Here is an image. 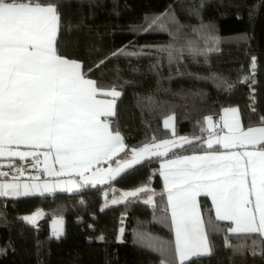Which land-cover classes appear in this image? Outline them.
Wrapping results in <instances>:
<instances>
[{"label": "trees", "instance_id": "1", "mask_svg": "<svg viewBox=\"0 0 264 264\" xmlns=\"http://www.w3.org/2000/svg\"><path fill=\"white\" fill-rule=\"evenodd\" d=\"M55 2L61 16L60 54L82 62L87 77L103 88L115 86L120 92L116 116L108 119L117 122L126 147L111 161L132 147L177 135L193 143L144 157L107 183H81L74 192L0 197V264H168L173 253L162 252L159 244L174 242V234L160 162L217 148H208L205 118L223 107L236 106L244 127L256 125L264 114V0ZM165 13L163 29L141 30L147 27L145 17ZM120 49L125 54L112 55ZM168 115L174 117L172 128L163 124ZM142 185L150 186L152 203L112 195ZM198 203L205 222L215 221L209 197L200 195ZM37 213L34 223L23 219ZM54 216L62 218L59 238L49 226ZM215 223L222 230L209 233L212 254L185 264H264V249L257 245L253 255L246 234L226 233L230 221ZM226 234L232 247L225 246Z\"/></svg>", "mask_w": 264, "mask_h": 264}, {"label": "snow or ice", "instance_id": "2", "mask_svg": "<svg viewBox=\"0 0 264 264\" xmlns=\"http://www.w3.org/2000/svg\"><path fill=\"white\" fill-rule=\"evenodd\" d=\"M166 17L167 13L145 17L147 27L141 30H154L157 25L163 29L160 22ZM60 29L61 16L55 0H0V156H19L21 159L32 156L38 164V150L46 149L42 153L45 173L57 177L75 173L84 184L91 182L95 185L107 183L133 169L145 153L163 156L169 145L176 146L174 140L145 144L142 148L131 149L132 158L116 169L96 167L126 147L117 122L108 119L116 116L115 103L120 92L115 86L105 90L96 80L87 77L82 62L60 54ZM118 54H125L124 50L112 55ZM168 55L171 62L172 52L169 51ZM103 63L101 60L100 64ZM252 68H255V57L252 58ZM248 79L244 78L245 81ZM232 87L234 85L228 84L229 89ZM100 96L112 99L98 98ZM223 111L225 114L231 112L234 119L231 124L225 121L228 134L219 137L216 144L224 149L249 145L261 147L182 156L161 166L175 232L174 242L159 244L162 252L173 253L168 264H176L177 258L179 264H185L190 258L211 255L214 246L210 244L209 233L222 230L215 221L231 222L226 233L246 234L252 240L253 255L257 254V245L264 249V114L259 115L256 125L245 128L238 118L237 108ZM252 112H257L254 106ZM172 119L174 117L164 121L166 128ZM205 120L211 128L212 117ZM180 141L181 147L193 143L186 137H181ZM206 143L212 148L211 138ZM13 145H24L33 151H14ZM161 148L165 151H158ZM50 157L59 165L58 170L48 165ZM16 171L22 170L17 168ZM0 175L6 177L8 174ZM59 184V181L52 185L4 182L0 183V197L43 195L55 191ZM68 185L66 190L71 191L72 182L69 181ZM142 191L146 188L125 192L120 199L136 197ZM200 195L211 197L215 221L209 218L205 222L203 219L197 201ZM117 202L112 200V203ZM145 203H152V198ZM37 215L39 213L23 219L34 223ZM60 224L57 221L54 229L57 238L62 235ZM225 246L232 247L227 234Z\"/></svg>", "mask_w": 264, "mask_h": 264}, {"label": "crops", "instance_id": "3", "mask_svg": "<svg viewBox=\"0 0 264 264\" xmlns=\"http://www.w3.org/2000/svg\"><path fill=\"white\" fill-rule=\"evenodd\" d=\"M231 108H237V107L236 106H226V107H223L219 111V113L217 114V119L215 120L214 123H212V127L211 128L208 127V123L205 121V127L208 130V133H207V136L206 137H209V138L211 137L212 140H213V144H216L215 141L219 137H222V136L228 134V128L225 127V121H227L229 124H231L233 122L234 117H233V115H232L231 112L225 114V112L223 110L224 109H231ZM238 118H239V120L241 122L239 112H238ZM241 124H242V122H241ZM245 128H247V127H245ZM164 140L179 141L180 139H176V140L175 139H172V138H170V139H162V140H158V141H155V142H152V143H157L158 144V143H160L161 141H164ZM11 147H12V150H14V151H33V149H29V148H27L24 145H20V146L13 145ZM170 147H171V145L168 146V148H170ZM260 147H261L260 145H256L255 147L249 145V146L241 147V148H237V149H224L222 145L217 144V148H215V149H207V150H203V151H200V152H191V153H186V154H182V155H179V156L164 158L160 162V169L162 171V167L161 166L163 164H165L167 161L173 160V159H177V158L182 157V156L203 155L205 153H224V152H227V151L256 150V149H259ZM44 151H47V150L46 149H39L38 150L39 157L42 159V162H43L42 163V167H41V173L39 175H36V176L32 177V179H38V180H53V179H60V178H66V177L73 176V177H75V179L78 181L79 184L83 183L82 178L79 175L75 174V173H70V174H66V175H63V176H59V177L54 176V175H48L47 173H45L44 172V156L42 154ZM2 158H8V159H13V160H20L21 159L19 156H8V155L0 156V159H2ZM115 160H117V158ZM114 161L107 160V161H102L101 163H104V162H110V163H112ZM48 165L50 167L56 168L57 170L59 169V165L54 163V159L52 157L49 158ZM10 179L11 178H4V179H1V180H10ZM162 179H163V187H164V189L166 191V186H164L165 185V179H164V176L163 175H162ZM113 192H115V190H113ZM166 194H167V192H166ZM198 197H197V201H198ZM209 199H210V202L212 204L211 197H209ZM167 209H168V212L170 214L169 207ZM212 209H213V212H214V215H215V208H214V205L213 204H212ZM170 218H171V214H170ZM50 225H51V223H49V226ZM172 230L174 232V228L173 227H172Z\"/></svg>", "mask_w": 264, "mask_h": 264}, {"label": "rangeland", "instance_id": "4", "mask_svg": "<svg viewBox=\"0 0 264 264\" xmlns=\"http://www.w3.org/2000/svg\"><path fill=\"white\" fill-rule=\"evenodd\" d=\"M105 90H110V89H105ZM98 98H101V99H109V100L112 99V97H104V96H100ZM169 117H173V116L172 115L166 116L163 119V124H164V121L166 119H168ZM168 127H170V128L173 127V119L169 121V126ZM174 137H176L175 139H180L181 137H186V136H184V135H182V136L181 135H177V136H174ZM186 138H188V137H186ZM208 139H209V137H207L205 140L207 141ZM181 143H182V141H180V140L177 141V144H181ZM145 144H150V143H144L142 145H139V146H136V147H132L131 149H133V148H135V149L142 148V147H144ZM131 149L127 153H124L122 156L118 157L117 160H115L114 162H112V163H110V162L100 163L96 167H100L101 169H107L109 167H111L112 169H116L120 164H122L125 161L130 160L132 158V151H131ZM158 151H165V149L164 148H161ZM150 155H151L150 153H145L144 154V157H147V156H150ZM86 175H91V173H86ZM10 178H15V177H10ZM141 187L146 188V191L139 192L136 197L141 198L142 200H147L151 196V192H150L151 189H150V186H148V185H142V186H139V187H136V188H130V189H118L117 191L113 192L112 195H113L114 198L120 199V197L123 195V193L135 191V190H137V189H139ZM129 197H131V196H129ZM169 210H170V214H171V209L169 208ZM57 221H60L61 222L60 227L62 228V218H61V216H54L52 218V220L50 221V223H51V225H50V228L51 229L50 230H51V232L53 234H54V229L56 227V222ZM120 231H121V227L118 230V239H120ZM173 234H174V239H175V232H173ZM176 260H177V262H179L178 258Z\"/></svg>", "mask_w": 264, "mask_h": 264}, {"label": "built area", "instance_id": "5", "mask_svg": "<svg viewBox=\"0 0 264 264\" xmlns=\"http://www.w3.org/2000/svg\"><path fill=\"white\" fill-rule=\"evenodd\" d=\"M212 123L217 119V115H211ZM42 159L39 157V163L35 162L34 157L28 156L20 160H13L8 158L0 159V173H7L6 177H15L11 179H32V177L41 173ZM35 164V167L33 166ZM20 168L22 171L17 172ZM0 177H5L0 175Z\"/></svg>", "mask_w": 264, "mask_h": 264}, {"label": "water", "instance_id": "6", "mask_svg": "<svg viewBox=\"0 0 264 264\" xmlns=\"http://www.w3.org/2000/svg\"><path fill=\"white\" fill-rule=\"evenodd\" d=\"M57 181H59L60 184L56 188L55 191H64V190H61V189H65V191L74 192V191H77V190H79L81 188L80 184L78 183V181L73 176L66 177V178H60V179H53V180L10 179V180H0V183H4V182H7V183H16V182H18V183H21V184H24V183H27V184L38 183V184H41V185H43L44 183H48V184L52 185V184H56ZM69 181L72 182V185H71L72 190L71 191L66 190L69 187V185H68V182ZM48 193H50V192H46L44 194H48Z\"/></svg>", "mask_w": 264, "mask_h": 264}]
</instances>
